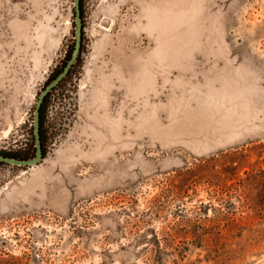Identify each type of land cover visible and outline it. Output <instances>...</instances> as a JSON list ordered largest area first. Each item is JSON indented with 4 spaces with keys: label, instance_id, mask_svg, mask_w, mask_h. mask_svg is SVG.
I'll return each mask as SVG.
<instances>
[{
    "label": "rangeland",
    "instance_id": "rangeland-1",
    "mask_svg": "<svg viewBox=\"0 0 264 264\" xmlns=\"http://www.w3.org/2000/svg\"><path fill=\"white\" fill-rule=\"evenodd\" d=\"M81 4L45 156L0 163V264H264V0ZM74 22L0 0V151L30 149Z\"/></svg>",
    "mask_w": 264,
    "mask_h": 264
},
{
    "label": "water",
    "instance_id": "water-1",
    "mask_svg": "<svg viewBox=\"0 0 264 264\" xmlns=\"http://www.w3.org/2000/svg\"><path fill=\"white\" fill-rule=\"evenodd\" d=\"M75 4V33H74V47L70 59L62 71L51 80L40 92L33 112V137L35 145V154L28 159L12 158L5 155H0V162L17 165V166H33L43 159L41 140H40V107L46 95L57 86L63 78L68 74L74 63L76 62L81 49V36H82V19H81V5L80 0H74Z\"/></svg>",
    "mask_w": 264,
    "mask_h": 264
},
{
    "label": "trees",
    "instance_id": "trees-1",
    "mask_svg": "<svg viewBox=\"0 0 264 264\" xmlns=\"http://www.w3.org/2000/svg\"><path fill=\"white\" fill-rule=\"evenodd\" d=\"M81 9H82V4H81ZM82 16H83V13H82ZM81 50H82V48H81ZM72 51H73V48L66 50V52L64 54V59H63V61L61 63V66L59 68H56L49 75V77L45 81V85L48 84L51 80H53L62 71V69L66 65L67 61L70 59L71 54H72ZM80 53H79V56H80ZM79 56H78V58H79ZM74 68H75V64L72 66V68L70 69V71L68 72V74L65 76V78H63V80L57 86H55L46 95V97L44 98V100H43V102L41 104V107H40V126H39V131H40V140H41V146H42V154H43V156H45V154H46L45 144L47 143V138L49 137L48 130L46 129L45 109L47 107V104L49 102V99H50L51 95L53 93H55V91L58 90L67 81V79L72 74ZM32 128H33V125H32ZM34 154H35V146H34L33 133H32V141H31L30 149L23 150V151H19V152L0 151V155L9 156V157H12V158H21V159L31 158V157L34 156ZM0 163H2V162H0Z\"/></svg>",
    "mask_w": 264,
    "mask_h": 264
}]
</instances>
